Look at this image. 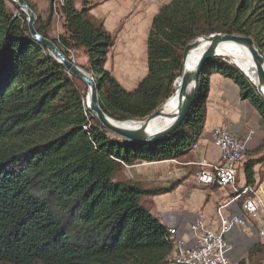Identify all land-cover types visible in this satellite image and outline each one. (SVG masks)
Listing matches in <instances>:
<instances>
[{
  "label": "trees",
  "instance_id": "obj_1",
  "mask_svg": "<svg viewBox=\"0 0 264 264\" xmlns=\"http://www.w3.org/2000/svg\"><path fill=\"white\" fill-rule=\"evenodd\" d=\"M27 2L37 31L69 59L84 50L104 111L121 121L144 120L173 96L185 47L200 36H251L264 55V0H170L151 21L148 72L128 89L106 68L117 36L92 14L97 3L50 0L44 17ZM56 15L64 33L53 37ZM215 71L234 80L264 119L256 86L235 64L215 57L200 74L183 124L162 140L134 143L100 123L88 107V87L32 36L27 15L12 0H0V264H170L175 240L143 197L170 193L182 180L143 188L116 175L138 160L178 159L192 149L205 127ZM257 153L244 163L250 185L264 162V143ZM259 244L250 256H263Z\"/></svg>",
  "mask_w": 264,
  "mask_h": 264
},
{
  "label": "crops",
  "instance_id": "obj_2",
  "mask_svg": "<svg viewBox=\"0 0 264 264\" xmlns=\"http://www.w3.org/2000/svg\"><path fill=\"white\" fill-rule=\"evenodd\" d=\"M115 2H117V0H95L97 6L92 10V14L95 17L102 18L105 21L107 20L105 24L110 31H113V28L115 27V25H113V21L121 18L124 15L126 8L125 5H121V3L115 4ZM149 28L150 26L145 30L142 29L143 31L140 33L137 32V27L129 28V31L126 30L127 32L124 31L125 34L133 32L130 37L134 40L133 42H135L132 44V48L140 50V45L147 46ZM147 72L148 69L143 77L147 74ZM139 81L140 80L136 82L135 86L131 83L129 86L130 88L128 89L136 87ZM227 124L230 127V131L242 139L246 138L251 130L254 131L253 139L248 144V152L240 165L239 177L241 179L244 176V163L249 159L258 158L262 154L257 153V150L264 143V119L249 100H245L241 97L240 87L234 80L215 71L211 74L210 78L205 127L201 137L197 143H195L197 144V147L193 145L192 149H190L193 150L192 152L194 153L195 158L190 160L191 162H185L184 164L187 165V163H190L194 166H198L196 163H200L203 160L214 164L219 163L221 155L218 157L213 156V148L218 146H216L212 141V131L217 127ZM187 155L188 154L185 156ZM137 165L138 164L124 165L125 167L121 170L128 171L129 169L131 172L137 167ZM191 170L177 167L174 169V173L172 170L169 171L165 174V181H169L172 184L176 182L177 179V181L182 180L181 184L170 193L152 197L153 202L151 205H153L150 207L151 211L168 227L183 226L190 223L189 221H191V217H194L195 215V213H193L194 210H191L190 208H193L192 205L196 203V191L203 193L197 200L196 208L199 212L203 211L207 218H209L212 214H216L217 210L215 207L217 204L220 206L234 195V192L230 187L221 188L217 185H198L195 181L194 173H192ZM254 171L256 180L255 185L259 196L264 201V162L257 164ZM187 179H192L195 184L203 187V189L199 190L192 185L184 183V180ZM230 190L232 191L230 192ZM236 207L238 206L233 205L229 210H226L227 214L231 215L232 213L238 212L240 207H238L237 210ZM228 240L232 246V250L230 252L231 261L238 262L240 264L242 262H244V264H257L260 262L259 260L262 258V255L259 253L255 256H250L249 252L252 245L249 247L246 246V243L250 240L260 242L257 229L252 221L251 223L238 225L228 234Z\"/></svg>",
  "mask_w": 264,
  "mask_h": 264
},
{
  "label": "built area",
  "instance_id": "obj_3",
  "mask_svg": "<svg viewBox=\"0 0 264 264\" xmlns=\"http://www.w3.org/2000/svg\"><path fill=\"white\" fill-rule=\"evenodd\" d=\"M253 135L254 131L251 130L246 138H239L230 132L228 124L212 131V140L222 151L221 160L217 164L206 160L197 163L202 168L194 175L195 181L201 186L230 187L234 195L217 208L218 230L207 226L202 217L187 225L169 227L175 240L174 250L169 257L171 264H240L230 259L232 246L228 234L238 225L251 221L257 229L259 240L264 242V201L256 185L247 184L244 177L239 180L240 165ZM194 146L197 147V144ZM233 205L240 209L228 215L226 210ZM260 264H264V260Z\"/></svg>",
  "mask_w": 264,
  "mask_h": 264
},
{
  "label": "water",
  "instance_id": "obj_4",
  "mask_svg": "<svg viewBox=\"0 0 264 264\" xmlns=\"http://www.w3.org/2000/svg\"><path fill=\"white\" fill-rule=\"evenodd\" d=\"M13 3L27 15L28 27L32 36L40 41L63 67L77 79H79L85 86L88 87V107L90 111L97 117L100 123L114 135L139 144H148L158 140H162L173 132H175L185 121L189 112L191 111L198 91L199 78L205 64L215 57H224L218 53L219 46L227 41H233L238 44L245 45L249 48L252 59L255 63L258 83L254 84L258 93L263 97L261 90L264 88V55L259 51L255 40L251 36L230 34V33H213L209 36H200L191 41L184 50V65L180 82L176 87L175 83V107L169 113L166 109L170 108L171 98L169 97L163 105L144 120H124V121H138L141 124L139 127L131 128L116 124L112 117L109 116L103 109L99 97V88L94 75L78 65L74 60L69 59L59 46L50 38L42 36L36 29L37 15L32 9L27 0H12ZM208 42L207 48L201 54L197 62L191 67L187 65V59L193 48L199 45L200 41ZM234 64V63H233ZM238 64V63H237ZM235 64L242 72L240 65ZM244 73V72H243ZM245 74V73H244ZM247 77L248 75L245 74ZM249 78V77H248ZM251 80V78H249ZM177 82V81H176ZM252 82V81H251ZM160 116H166L170 119V123L163 129L154 131L156 119ZM152 129V130H151Z\"/></svg>",
  "mask_w": 264,
  "mask_h": 264
},
{
  "label": "rangeland",
  "instance_id": "obj_5",
  "mask_svg": "<svg viewBox=\"0 0 264 264\" xmlns=\"http://www.w3.org/2000/svg\"><path fill=\"white\" fill-rule=\"evenodd\" d=\"M49 1L50 0H31V2L36 6L38 12L40 14H43L44 17L47 16V13H48L47 11H48V6H49ZM82 1L83 0H76V4L78 7H81ZM169 1L170 0H117V2H115V4L121 3V5L123 6L125 5L126 8H125L124 15L121 18L113 21V25H115V27L113 28V31L111 32L113 33V35L117 36V38H116L115 46L109 53L106 68L110 70L112 74L126 88H130L129 86L131 83L134 84L135 86L136 82L142 79L143 75L147 71L148 65H147V51H146L147 46L140 45V50L136 48H132L131 47L132 44L135 43L133 42L134 40L130 38L133 32H129L125 34L124 31L127 32L129 31V28H132V27H137L138 33L143 31L142 29L145 30L146 28L150 26L153 15L159 10V8L163 4ZM91 2H95V0ZM9 5L12 11L16 12L12 3H10ZM105 22H107V20ZM62 33H64L63 20L60 18V16L56 15L52 23L51 36L57 37L59 34H62ZM72 58H73L72 60H74L78 65L88 70L89 68V65L87 63L88 58L85 55V52L83 49L74 50L72 53ZM223 58L230 61L228 57L224 56ZM213 150H214L213 152L214 157H218L222 153L219 147H214ZM192 151L193 150H189L181 158H178V159L153 161V162H149L145 160L144 161L138 160L135 163L138 165L134 170H132L131 172L129 171V169L128 171L119 170L117 172L118 176L116 175V177L119 179L125 180V181L139 182L143 188H155V187L168 186L169 184H171V182L165 181V174H167L169 171L172 170V172L174 173L175 168L182 167V168H187V170L192 169L191 172L194 173L195 175L202 168V166H199L197 163L196 164L198 166H194L190 163H187V165L184 164L185 162H191L190 160L195 158V155ZM186 154L188 155L185 156ZM239 180H240V177H239ZM184 183H187L188 185H192L193 187L198 188L199 190L203 189V187L195 184L192 179L184 180ZM231 191L232 190H230V192ZM195 194H196L195 196L196 203L192 205L193 208H190L191 210H194L193 213H195V215L194 217H191V221L189 222L191 223L194 221V219H197L198 217H202L207 226L209 227L212 226L211 228L214 230L219 229V220H218L217 211H216V214H212L209 218L205 216L203 211L199 212V210L196 208L197 200L199 199V197H201L200 195H202L203 193L196 191ZM151 199L152 197H143V202L147 206L151 207L153 205V204L151 205V203L153 202V199L152 200ZM218 207L219 205L217 204L215 209L217 210ZM237 208L238 207H236V210ZM259 243L261 242H255V240H250L249 242L246 243V246L249 247L252 245V247L250 248L252 250L254 249L255 245ZM262 260H264V253H263L262 258L259 260L260 262H258L257 264H260Z\"/></svg>",
  "mask_w": 264,
  "mask_h": 264
},
{
  "label": "bare ground",
  "instance_id": "obj_6",
  "mask_svg": "<svg viewBox=\"0 0 264 264\" xmlns=\"http://www.w3.org/2000/svg\"><path fill=\"white\" fill-rule=\"evenodd\" d=\"M207 46H208V42L204 40L200 41L199 45L193 48L192 51L190 52V55L187 59V65L192 67L197 62V60L204 52V50L207 48ZM218 53L221 56L228 57L231 63L234 64L238 63L237 65L241 66L243 72L247 74L249 78H251L252 83L253 84L258 83L255 63L252 59L251 52L247 46L238 44L233 41H227L219 46ZM179 82L180 80L176 82V87L178 86ZM261 93L264 94V88L261 90ZM174 95L175 93L173 94V96L170 97L172 102L170 103V108H167L165 110L166 113H169L171 109H173L176 105ZM88 99L89 98L87 97V104H88ZM112 120L120 126L131 127V128L139 127V125L141 124L138 121H121L114 118H112ZM154 123H155V127L153 128L152 126V129L154 131H157L159 129H163L164 127H166L170 123V119L167 118L166 116H160L156 119V122Z\"/></svg>",
  "mask_w": 264,
  "mask_h": 264
}]
</instances>
